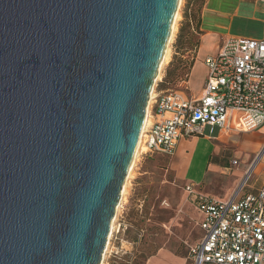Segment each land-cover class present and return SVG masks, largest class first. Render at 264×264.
<instances>
[{"label": "water", "instance_id": "95a60500", "mask_svg": "<svg viewBox=\"0 0 264 264\" xmlns=\"http://www.w3.org/2000/svg\"><path fill=\"white\" fill-rule=\"evenodd\" d=\"M179 0H0V264H100Z\"/></svg>", "mask_w": 264, "mask_h": 264}, {"label": "built area", "instance_id": "2783aa9c", "mask_svg": "<svg viewBox=\"0 0 264 264\" xmlns=\"http://www.w3.org/2000/svg\"><path fill=\"white\" fill-rule=\"evenodd\" d=\"M204 66L207 74L198 97L159 91L160 78L155 82L138 155L171 156L179 140L202 136L205 126L227 134L250 133L264 125V37L225 38ZM240 190L221 202L195 192L192 185L184 188L203 233L188 250L193 264H264V184L255 194L238 197Z\"/></svg>", "mask_w": 264, "mask_h": 264}, {"label": "rangeland", "instance_id": "374dc122", "mask_svg": "<svg viewBox=\"0 0 264 264\" xmlns=\"http://www.w3.org/2000/svg\"><path fill=\"white\" fill-rule=\"evenodd\" d=\"M254 1L209 0L208 9L220 13L222 17L219 18L225 20L224 22H227L235 8L240 10L238 17L249 16L254 5L256 13L264 15V2ZM210 15L213 14L208 12L204 23L210 24ZM217 26L223 35L225 25ZM204 28L207 29L206 25ZM232 29L233 36L248 39L264 36L263 28L259 24L234 21ZM199 43L200 37L191 32L188 23L182 24L180 30L179 23L175 24L167 59L159 75L160 78L169 63L159 84L161 90H184L179 85V79L191 64V54L186 53ZM211 131L212 127L205 126L203 135L210 136ZM230 137L222 133L219 142L227 145ZM211 149L212 144H207L200 138L186 178L191 183L201 184L199 176L205 170ZM180 171V161L176 157L137 155L117 211L112 238L100 264H145L159 250L171 252L181 259V264H191L187 260L188 246L197 243L200 237L196 226L198 215L186 200L183 192L185 183Z\"/></svg>", "mask_w": 264, "mask_h": 264}, {"label": "crops", "instance_id": "0c3cea01", "mask_svg": "<svg viewBox=\"0 0 264 264\" xmlns=\"http://www.w3.org/2000/svg\"><path fill=\"white\" fill-rule=\"evenodd\" d=\"M208 3L209 0L204 2L202 0H185L179 16V30L182 24L188 23L191 27V32L200 37L199 45L186 53V55L191 54V64L187 66L183 77L179 79V85L184 90L178 92L186 98L201 95L207 74L204 59L216 53L223 39L240 37L232 35L234 21L259 24L264 31V15L256 13L255 5L247 17H238L240 10L235 8L227 22H224L225 20L219 18L222 17L220 13L209 11ZM208 12L213 14L210 15L212 17L210 24L204 23V18ZM245 13L248 12L245 10ZM219 24L225 25V31L222 32L223 35L221 34L222 30H219L220 28L217 26ZM204 25H206L207 29L204 28ZM263 37H251L250 39L261 40ZM168 64L165 67L166 69ZM166 69L162 71L159 84H161L165 76ZM185 76H187V81H181L185 79ZM158 90L163 91L159 85ZM222 133L217 129H212L210 136L202 134L199 137L181 139L178 141L173 154L166 156L176 157L180 161V176L185 183L183 192L186 200L198 215L196 226L200 237L197 243L188 246V250L200 243L203 233L199 227L201 218L196 206L187 199V194L184 191L186 186L192 185L195 192L217 201L225 202L235 195L238 188H241L237 193L239 197L245 194H255L264 184V125L250 133H225V135L231 136L230 143L227 145L219 142ZM200 138H203L207 144L211 143L212 149L205 170L199 176L201 184L197 185L186 178L188 177L191 161ZM187 260H189L188 257ZM189 261L193 264L191 260ZM145 264H181V259L167 250H159L156 254L150 256Z\"/></svg>", "mask_w": 264, "mask_h": 264}, {"label": "bare ground", "instance_id": "6f19581e", "mask_svg": "<svg viewBox=\"0 0 264 264\" xmlns=\"http://www.w3.org/2000/svg\"><path fill=\"white\" fill-rule=\"evenodd\" d=\"M180 7H181V0H179V6H178V8H180ZM177 18H179V11H178V10H177V13H176V15H175V18H174V20H173V23H172L171 35H170L169 41H168V43H167V46H166V48H165V52H164V55H163L162 62L160 63V66H159V69H158V74H157L156 81H158V79H159V75H160V72H161V69H162V67H163V65L165 64V61H166V59H167L168 48H169V44H170V42H171V40H172V38H173V34H174V30H175V24L177 23ZM146 114H147V110H146ZM144 127H145V122H144V125H143V128H142V131H143ZM141 133H142V132H141ZM140 138H141V135H140ZM140 138H139V140H140ZM138 143H139V142H138ZM138 151H139V145L137 146V150H136L135 156H134V158H133V161H132L131 167H130L129 172H128V174H127V178H126L125 183H124V185H123V187H122V190H121V201L123 200V196H124V193H125V187L127 186V181H128V179L130 178V176H131V172H132L133 167H134V165H135L136 157H137V155H138ZM118 208H119V206L116 208L115 216H114V218H113V220H112V222H111V225H110V234H109L108 239H107L106 249H105V251H104V254H103V256H102V259H104L105 253H106V251H107V249H108V245H109V242H110L111 233L113 232V229H114V221H115V219H116L117 211L119 210Z\"/></svg>", "mask_w": 264, "mask_h": 264}]
</instances>
